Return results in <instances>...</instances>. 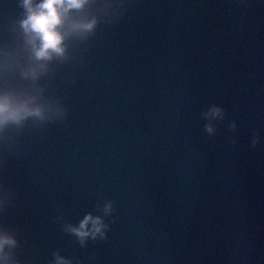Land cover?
<instances>
[{"label":"water","instance_id":"1","mask_svg":"<svg viewBox=\"0 0 264 264\" xmlns=\"http://www.w3.org/2000/svg\"><path fill=\"white\" fill-rule=\"evenodd\" d=\"M113 2L93 0L82 15L99 17L96 31L70 39L38 81L0 80L63 109L0 133L13 259L264 264V3ZM22 16L20 0H0L13 65L29 62ZM211 108L222 118L206 120ZM88 213L108 234L81 245L66 226Z\"/></svg>","mask_w":264,"mask_h":264},{"label":"clouds","instance_id":"2","mask_svg":"<svg viewBox=\"0 0 264 264\" xmlns=\"http://www.w3.org/2000/svg\"><path fill=\"white\" fill-rule=\"evenodd\" d=\"M264 3V0H261ZM93 0H20L23 16L19 28L23 34L24 47L29 54V62L10 63V50L0 48V80L8 72L18 70L25 80L38 81L46 74L49 63L56 59H67L70 39H86L93 34L99 23L95 15H82ZM108 9H116L118 4L107 0ZM50 115H63V109L56 102L45 101L40 95L32 94L16 87L0 83V133L10 125H21L30 118L46 120ZM223 113L215 108L205 113L208 121L222 118ZM233 127L235 125L233 124ZM205 132L212 129L205 126ZM257 140H253V146ZM0 200V204H2ZM113 208L112 202L105 205V212ZM109 225L104 216L88 213L78 225L69 224L66 231L75 235L81 245L91 238L107 237ZM18 244L16 236L0 225V264H22L12 257L11 249ZM51 264H76L73 258L62 255L59 250L53 253Z\"/></svg>","mask_w":264,"mask_h":264}]
</instances>
